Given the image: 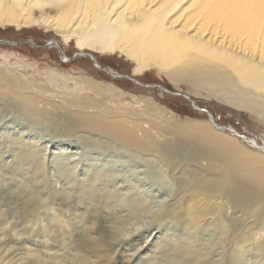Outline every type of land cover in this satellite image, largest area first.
Here are the masks:
<instances>
[{
  "label": "bare ground",
  "instance_id": "6f19581e",
  "mask_svg": "<svg viewBox=\"0 0 264 264\" xmlns=\"http://www.w3.org/2000/svg\"><path fill=\"white\" fill-rule=\"evenodd\" d=\"M8 27L52 32L63 61L73 43L119 77L95 56L114 54L133 63V81L153 69L185 83L179 94L204 92L264 120V0H0ZM0 57L5 114L53 134L43 146L27 130L6 135L0 264H136L133 255L138 264H264V143L211 115L173 119L143 95L106 104L116 89L88 76L53 68L40 83ZM110 152L129 162H120L126 172L103 159ZM136 228L149 231L143 243ZM123 243L140 246L124 254Z\"/></svg>",
  "mask_w": 264,
  "mask_h": 264
},
{
  "label": "rangeland",
  "instance_id": "374dc122",
  "mask_svg": "<svg viewBox=\"0 0 264 264\" xmlns=\"http://www.w3.org/2000/svg\"><path fill=\"white\" fill-rule=\"evenodd\" d=\"M54 37L55 35L52 32L44 33L40 29H35V27H32V29H22V30H15L13 27H8L5 30L0 29V55L1 54L8 55V57L10 58L8 63L13 64L12 66H9L11 70L14 71L17 70L20 74H23L24 76L29 78H31L32 76L35 78L37 77L36 79L40 83L48 82L45 73L48 69L54 68L58 73H71L74 76L75 75L88 76L105 86L107 85L110 88L111 87L115 88L116 90L114 91L113 96L110 93L105 95V97L103 98L106 104H109L111 99L115 100V101L113 100L114 104L118 101L130 102L133 99V95H143L148 98L150 97L152 99L153 102L151 104L157 107H163L165 110H167L166 111L167 113L169 114L171 113L173 115V119L177 118L179 121L185 119H197L201 121H206L208 119V116L205 112L194 109L186 98H184L180 94L174 93V92L187 93L188 87L185 83L178 82L177 84H173L172 81H170L164 74L154 71L153 69H150L143 72L141 75L135 76L136 80L142 84L161 85L163 88L171 92H164L158 86L145 87L142 85H138L133 81L129 80L126 75L130 73V70L133 67L132 62L123 59V57H118L114 54L97 53V55L95 56L97 60L100 62L101 66H105V68L107 67L113 69L115 72H119L123 75L119 77L118 76L113 77V74L116 76L115 73L110 74L104 71H99L98 69L94 68L92 65L93 62L90 59V57L77 56L75 53L76 47L73 43L63 45V51H66L65 53L68 56V60L63 61L61 55L59 54L60 50L54 47L53 44H51L52 40L57 39V41H59L58 37L55 38ZM2 60L3 57H0V62ZM16 62L22 63L23 64L22 67H18V66L15 67ZM52 88L55 90L57 89L58 91L60 90L57 87H52ZM122 91L124 93H122ZM190 98L193 99L198 104V107L206 109L208 112H210L211 113L210 115L216 119L217 124H222L224 126L234 125L240 132H244L248 136H252L256 138L258 142L264 143V120L258 121L259 119L253 116L252 114L249 113L250 114L249 115L245 111L243 112L239 109H236L235 107H232L231 105H227L223 103V101H219L217 99L215 100L212 96H206L204 92H197V94L196 92H194L191 94ZM4 110L5 109L3 105L0 104V147H1L0 156L5 157L7 155V151L5 150L6 148L3 145L6 140V135L10 137L16 135L15 132L27 130L26 133L29 134L31 138H34L36 141H38V143L41 144V146L47 143L46 139H48V136L50 137L53 135L49 130H45L41 126L32 125V124H29V126H27V123L21 122V120L15 118V116L10 117V114H5L6 112H4ZM31 125L33 128L30 127ZM51 151H55L57 152V154H60L63 151V146H58L55 149H51ZM114 153L115 152H110L109 154L104 155L103 159L104 158H107L109 160L111 159V162L113 163L114 161H116L117 162L115 164L116 170L118 171L120 170L121 172H124L125 170L127 171V167L124 166L123 164L127 165L129 164V162H125L124 160H121L122 156L119 157V155ZM112 154L116 155L115 157L118 158L117 159L115 157L110 158ZM112 159L115 160L112 161ZM120 162L121 163L124 162V163L121 164ZM134 163L136 164L135 160ZM57 166H58L57 159L52 158V154L48 155L47 174L49 176L55 177L57 175L59 171ZM127 175H130V173H127ZM157 185L158 183L155 184L154 186L157 187ZM158 194H163V191L158 192L157 195ZM21 206L22 205L19 203H17L15 206L17 209H20L19 211L20 213L18 214L19 216H21V220L18 223L23 222L25 216L24 214H22L24 212H22L23 208H21ZM8 207L9 208L12 207L10 203H8ZM21 225L23 224L21 223L19 226ZM141 229L143 231L136 228L134 230V234H136L135 240L141 241V243H143L146 237H149L148 236L149 231L144 232L145 229L143 228ZM121 246L125 249L128 248L126 250L123 249L124 252L126 251L124 254H132L140 245L137 246L135 245V243L133 244L123 243ZM15 251L19 252L17 249L16 250L14 249L13 254H15ZM140 260H141L140 257L136 255L135 256L133 255L131 259V261H133L136 264H138ZM145 262L147 264L149 263V261H145ZM145 262L143 263L146 264Z\"/></svg>",
  "mask_w": 264,
  "mask_h": 264
},
{
  "label": "water",
  "instance_id": "95a60500",
  "mask_svg": "<svg viewBox=\"0 0 264 264\" xmlns=\"http://www.w3.org/2000/svg\"><path fill=\"white\" fill-rule=\"evenodd\" d=\"M90 59L92 60V57H90ZM92 65H93V67L96 68V69L99 68V67L95 64L94 61H93ZM103 70H104V69H103ZM122 76H123V75H122ZM127 78H128L129 80L133 81L132 78H130V77H127ZM133 82H135V83L138 84V85L145 86V87H150V86L158 85V84H142V83L138 82L137 80H134ZM158 86H159V88H160L161 90H163V91H165V92H171V91H168L167 89H166V90L163 89V87H162L161 85H158ZM174 93H175V94H179V93H177V92H174ZM180 95L183 96L184 98H186V99L191 103V99H190L187 95H185V94H180ZM191 105H192V107H193L194 109L205 112V113L207 114V116L210 118V113H209L206 109H202V108H200V107H197V106H195L194 104H191Z\"/></svg>",
  "mask_w": 264,
  "mask_h": 264
}]
</instances>
